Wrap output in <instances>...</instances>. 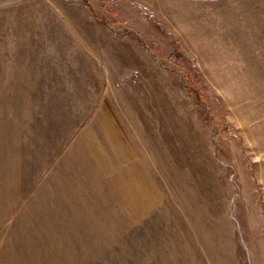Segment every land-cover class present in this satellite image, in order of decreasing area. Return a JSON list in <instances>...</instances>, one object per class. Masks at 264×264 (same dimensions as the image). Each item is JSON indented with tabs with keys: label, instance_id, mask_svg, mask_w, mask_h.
<instances>
[{
	"label": "rangeland",
	"instance_id": "1",
	"mask_svg": "<svg viewBox=\"0 0 264 264\" xmlns=\"http://www.w3.org/2000/svg\"><path fill=\"white\" fill-rule=\"evenodd\" d=\"M75 1L0 83V264H264V0Z\"/></svg>",
	"mask_w": 264,
	"mask_h": 264
},
{
	"label": "crops",
	"instance_id": "2",
	"mask_svg": "<svg viewBox=\"0 0 264 264\" xmlns=\"http://www.w3.org/2000/svg\"><path fill=\"white\" fill-rule=\"evenodd\" d=\"M78 9L75 0H0V83L33 81L41 68L57 76L66 62L74 67L80 57Z\"/></svg>",
	"mask_w": 264,
	"mask_h": 264
}]
</instances>
